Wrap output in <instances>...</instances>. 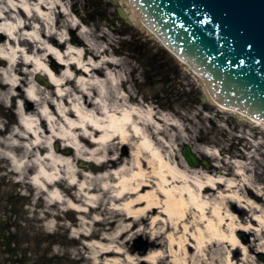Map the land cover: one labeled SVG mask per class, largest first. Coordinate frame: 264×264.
Masks as SVG:
<instances>
[{"label":"bare ground","instance_id":"bare-ground-1","mask_svg":"<svg viewBox=\"0 0 264 264\" xmlns=\"http://www.w3.org/2000/svg\"><path fill=\"white\" fill-rule=\"evenodd\" d=\"M120 1L134 22L168 49L131 0ZM4 6L0 59L6 67L0 69V84L7 95H0H5L2 101L7 102L6 96L15 101L16 122L0 138V156L18 182L27 179L49 206L75 212L77 228L71 237L84 240L90 264H232L230 247L245 252L233 236L235 223L247 220L257 223L253 244L262 240L264 252V200L257 204L248 195H228L238 207L260 213L251 218L225 208L220 194L221 201L211 203L218 188L236 186L231 180L194 177L168 152V139H177L178 126L160 111L135 104L119 61L92 42L85 23L74 18L63 0H4ZM171 53L204 87L212 105L264 129V120L216 102L202 74ZM17 72L26 77L23 89ZM30 76L45 79L47 87L28 81ZM73 162L99 170L85 172ZM235 176L247 192L264 190L240 167ZM58 216L50 213L44 227L54 229ZM132 238H148L140 257L126 247Z\"/></svg>","mask_w":264,"mask_h":264},{"label":"rangeland","instance_id":"rangeland-1","mask_svg":"<svg viewBox=\"0 0 264 264\" xmlns=\"http://www.w3.org/2000/svg\"><path fill=\"white\" fill-rule=\"evenodd\" d=\"M63 1L68 11L73 13L74 18H79L85 23L92 35V42L96 43L100 50H106L105 55L112 56L119 61L120 67L124 71L123 78L126 81L124 87L134 96L135 104H143L154 108L155 111H160L178 126L179 136L177 139H168L172 147L168 152L182 162L184 167L187 166L186 168L194 171V177L204 179L207 176L211 177L214 182L220 178L219 180L223 183L231 180L236 186L231 189L225 186L218 188L210 196L211 203L221 201L219 198L220 194V197L223 198L222 204L225 203L224 207L231 212L239 210L242 212V216L245 217L260 215L258 211L254 214L253 211L238 207L236 202L230 199L228 195L231 192L232 194L248 195L257 204L263 203L264 190L260 189V192L257 191L255 193V189H248L247 192L242 189V178L235 175L238 167H240L244 176L251 179L257 187H264V129L253 123L232 117L230 111H225L212 105L207 98L204 87L196 81L192 74H189L182 64L159 41L149 36L147 32L143 31L134 22L120 0ZM117 8H123L126 12L127 20L129 21L128 25L118 18L116 14ZM101 20L106 21L105 26L101 24ZM114 23L119 24L118 28L114 31L109 30L108 27L113 26ZM77 33L78 30L74 31V34L77 35ZM133 43L140 46L145 45L146 54H137L131 48ZM157 60L163 62L172 77L170 79L167 77V80H169L167 85L160 83L156 76L149 75V71L158 66ZM162 71L165 72V69H161L159 73L163 74ZM143 72L147 74L146 77ZM16 74L20 81V87L23 89V84L27 82L26 77L20 75V72ZM30 80L36 84L35 76L28 77V81ZM172 82L178 86L171 85ZM0 86L4 92L5 88H3L2 84ZM44 89L47 91L46 88ZM10 94L12 93L8 92V95ZM6 98L7 102L5 103L8 108H14L15 104L12 105V103H15V101L7 96ZM201 99L204 102H201ZM168 134H171V131ZM183 146H187L193 154L206 160L209 163V167L205 168L201 165L197 168L189 167L181 155ZM58 153L72 159L71 154L67 155L60 152V150ZM80 163L86 164L88 168H82ZM80 163L73 162V165L76 169L85 172L96 173L99 170V168L98 170H92V165L87 162ZM224 164L227 166L225 167ZM23 182L24 184L20 188L21 197L19 198L27 202L28 207L26 208L25 206L26 210L24 211L31 215L30 217L27 215L28 221L32 222L31 230L37 231L39 234L37 240L40 250L59 257L58 260H54L59 264H84L83 260L85 259L90 264L89 257L81 246L84 240L80 238L75 242L74 238L71 237L72 230L77 228L75 212H67L64 208L56 211L54 207L49 206L47 202L36 195L37 193L30 188L27 179ZM55 212L59 214L54 221L55 228L48 230L44 227L43 221L50 220L49 214ZM97 213H101L100 218H105L102 210ZM247 221L235 223L236 227L234 228L233 236L240 242L242 247H245V252L240 247L236 250H232L230 247L228 250H231L232 253V264H264V252L259 245L262 240H257L253 244V238H258L255 235V231L259 227L255 221H251V223ZM244 227L248 229H242ZM99 228L97 226L93 229ZM224 231L229 233L226 225L224 226ZM144 239L146 238H132L128 242L126 247L130 250L132 256L140 257L143 255L141 253L142 247L148 238L145 241ZM28 241L29 239H25L22 247L31 248L30 245H24ZM188 249L192 250L191 247H188ZM214 249L212 248V250ZM221 251L219 259L222 257ZM27 258L31 259V256L28 255Z\"/></svg>","mask_w":264,"mask_h":264},{"label":"water","instance_id":"water-1","mask_svg":"<svg viewBox=\"0 0 264 264\" xmlns=\"http://www.w3.org/2000/svg\"><path fill=\"white\" fill-rule=\"evenodd\" d=\"M131 3L146 25L183 62L202 74L220 104L264 119V0ZM39 81L46 84L45 79ZM181 154L189 166H199L187 146ZM202 164L208 167L205 161Z\"/></svg>","mask_w":264,"mask_h":264},{"label":"flooded vegetation","instance_id":"flooded-vegetation-1","mask_svg":"<svg viewBox=\"0 0 264 264\" xmlns=\"http://www.w3.org/2000/svg\"><path fill=\"white\" fill-rule=\"evenodd\" d=\"M0 8H5L4 0H1ZM132 48L137 53H144L145 46L133 44ZM140 50L142 51L140 52ZM157 61L158 66L149 71V75L156 76L160 83L167 85L169 83L167 77L170 79L171 76L163 62ZM5 67L6 62L0 59V68L4 69ZM161 69H165V72L162 71L165 76L159 73ZM143 75L146 77L147 74ZM173 83L171 85H174ZM0 92L3 93L2 87H0ZM2 99L5 98L0 95V138L5 136L16 122L15 108H8ZM14 104L12 103V105ZM11 170L5 159L0 156V264H54V260H58L59 257L40 250L37 240L39 234L37 231L31 230L32 222L27 218V215L29 217L31 215L24 211L28 207L27 202L19 198L21 197L20 188L23 184L18 182ZM25 206L26 208H24ZM25 239H29V241L24 245H30L31 248L22 247ZM28 255L31 256V259L27 258Z\"/></svg>","mask_w":264,"mask_h":264}]
</instances>
